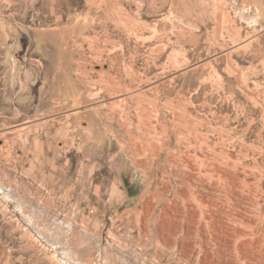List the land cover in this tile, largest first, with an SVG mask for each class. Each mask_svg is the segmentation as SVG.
Here are the masks:
<instances>
[{"label": "rangeland", "instance_id": "obj_1", "mask_svg": "<svg viewBox=\"0 0 264 264\" xmlns=\"http://www.w3.org/2000/svg\"><path fill=\"white\" fill-rule=\"evenodd\" d=\"M206 146L264 189V0H0V264H202L158 223Z\"/></svg>", "mask_w": 264, "mask_h": 264}, {"label": "bare ground", "instance_id": "obj_2", "mask_svg": "<svg viewBox=\"0 0 264 264\" xmlns=\"http://www.w3.org/2000/svg\"><path fill=\"white\" fill-rule=\"evenodd\" d=\"M203 152L212 159L208 163H199L187 151L181 154L183 176L174 192L179 199L165 206L166 215L158 223L167 233V244L179 247L189 260L200 258L202 264H211L213 255L221 258L215 264H264L261 179H249L255 168L242 157L232 160L208 146Z\"/></svg>", "mask_w": 264, "mask_h": 264}]
</instances>
